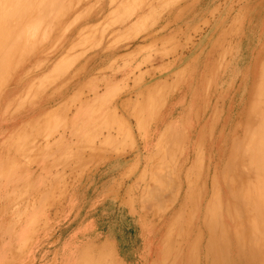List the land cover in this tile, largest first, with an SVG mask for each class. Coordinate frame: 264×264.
Listing matches in <instances>:
<instances>
[{"label": "rangeland", "instance_id": "1", "mask_svg": "<svg viewBox=\"0 0 264 264\" xmlns=\"http://www.w3.org/2000/svg\"><path fill=\"white\" fill-rule=\"evenodd\" d=\"M63 2L65 4L59 11L53 10L54 6L50 4L48 17L41 21V31L45 33L46 27L53 21L56 22L57 16H66L74 6L71 18L58 22L51 35H45L36 43L39 51L54 54L38 55L35 61L28 62L23 71L16 73L6 95L0 99V158L4 157L6 139L9 140L8 152H11L12 142L21 144L25 141L26 135L20 129L21 121L37 119L38 111V118L45 123L46 136L53 131L54 120L58 119L57 103L72 94L74 101L70 108L78 110L81 104L83 110L79 117L83 121L86 117L87 123V128H78V138L82 137L84 141L85 135L89 136V144L85 147L94 158L100 156L102 140L108 148V155H117L118 147L126 140L125 131L128 128L124 127V122L138 118L149 119L148 85H151L156 88L157 93L155 97H151V101L156 105L158 145L163 149L166 144L171 147L168 149L172 156L171 162H175L173 157L176 154L179 157L182 152L189 151L186 147L187 140H174L170 137L175 120L182 118L181 125L184 127L187 124L185 109L186 104L189 105L193 113V124L199 127L198 135L190 144L192 150L199 147V151L197 149L198 152H194L189 162H196L193 157L197 156L202 159L203 164L204 159L205 175L202 181L206 182L207 188L221 183L230 142L239 135L243 114L248 106V87L251 86V81L244 77L255 64L258 51L264 49V0ZM76 5L79 7L75 9ZM44 17L46 16L42 18ZM74 18L75 22L72 24ZM71 24L72 28L68 29ZM84 50L86 57L77 59L76 55ZM149 68L155 69V74L150 78L146 75L145 82H142L141 75L148 72ZM189 74L190 78L193 75L194 78L193 83L187 84L185 82ZM74 90H81V96L77 93L75 97ZM18 99L21 102H17ZM75 102L77 105H74ZM11 126L15 128L11 129ZM12 130L17 132L13 139L10 134ZM161 141L164 143L160 144ZM200 147H205V150L200 152ZM196 171L190 177L195 189V200L196 194L200 193L196 191L199 185ZM167 176V179L162 177L164 181L173 179L172 174ZM162 180H158L157 188L160 187V193L157 191V196H162L165 202L170 193L164 191L166 187L164 188ZM0 188L4 189V179L0 181ZM209 189L210 192L212 188ZM0 199L3 203V195ZM222 200L224 206L232 204L228 202L227 193H223ZM157 202L158 241L164 246L159 247V250L164 256L178 254V240L174 238L177 233L173 231L171 224L172 206L165 207L163 203L160 205V199ZM20 211L21 209L3 207L0 204V253L11 242L6 234V222L13 212L20 216ZM63 212V208L45 209L46 219L49 221L46 224L49 232L43 244L45 264L53 263L60 226H56L55 221H59ZM225 213L227 214L226 211ZM224 220L228 222L226 217ZM218 223L223 224L222 212ZM64 226L65 224L62 225ZM230 236L226 243L218 245V258L213 257L214 259H209L208 252L214 255L216 248L207 249L204 240L203 264H255L251 260L248 262L242 259L243 253L236 247L233 236ZM93 261L91 258L84 264H94Z\"/></svg>", "mask_w": 264, "mask_h": 264}, {"label": "crops", "instance_id": "2", "mask_svg": "<svg viewBox=\"0 0 264 264\" xmlns=\"http://www.w3.org/2000/svg\"><path fill=\"white\" fill-rule=\"evenodd\" d=\"M152 74H155V69L149 68L148 72L142 73V82H145L146 75L150 78ZM148 87L149 119L124 122V127L128 128L125 131L126 140L118 147L117 156L108 155V148L102 140L100 156L94 158L85 147L89 144V136L85 135V141L82 137L78 138V128H87V123L86 117L85 121L79 117L83 110L81 104L78 110L70 108L74 101L73 94L57 103L56 112L59 115L49 136H46L44 121L38 118L39 111L37 119L21 121L20 129L26 135L25 141L21 144L12 142L11 152H8L9 140L6 139L3 160L8 162L9 168L2 172L0 170V181L4 179V189L0 188V196L3 195L4 199L0 204L21 209L20 216L13 212L6 222L9 230L6 234L11 246L8 243L5 251L0 253L4 257L0 264H45L43 244L49 232L46 208L64 209L59 221H55L56 226H60L57 230L58 248L53 252L52 264H84L91 258L94 259L93 263L97 260L98 264H107L105 260L100 263L93 253L102 247L110 250L108 264H203L207 232L203 223V202L199 205L198 198L195 202L187 200L186 185L178 191L175 188L169 190L171 184L175 183L177 169L193 167L194 163L190 164L189 161L194 152L184 151L179 157H173L175 162H171L168 151L171 147L166 144L163 149L158 145L156 105L151 101V97L156 95V88ZM74 91L75 97L77 93L82 94L81 90ZM6 128L9 129V126ZM15 132L11 131V139L17 134ZM173 154L176 152L173 151ZM198 158L196 156L193 160L197 161ZM163 170L165 177L173 175L168 187L169 183H166L169 180L166 183L163 181L166 185L164 191L173 193L163 205L172 206L171 224L177 233L174 236L178 240L177 251L180 250L171 256L161 254L159 247L164 246L158 241L157 232L158 202L155 189L158 177H163ZM203 175L202 172L200 176ZM151 185L156 188L153 190ZM197 186L196 191L201 190L199 187L202 184ZM86 252H90L89 255H85Z\"/></svg>", "mask_w": 264, "mask_h": 264}, {"label": "bare ground", "instance_id": "3", "mask_svg": "<svg viewBox=\"0 0 264 264\" xmlns=\"http://www.w3.org/2000/svg\"><path fill=\"white\" fill-rule=\"evenodd\" d=\"M63 1L64 0H60L59 2H58V0H57V2L55 0H0V99H2V97L6 95L7 89L10 88L12 82L14 81V79L16 77V73L23 71L24 66L28 62L35 61L39 57L38 55L51 56L54 54L50 51H45V50L39 51L38 50L39 46H37L36 43L40 39L44 38L45 35L46 36H47V34L51 35L54 32V30L57 28L58 22L62 23V22H65L66 20H68L69 18H71V16H72L71 13L74 9V6L72 7L73 9H71L72 11H70L69 14L66 13V16H57L58 19L56 20V22L53 21L52 23H50L46 27V30H44L45 33H43L41 31L42 30L41 21H42V19H46L48 17V14L50 12V4L52 3V5L54 6L53 10L59 11V9L62 8V6L65 4ZM78 7L76 5L75 9ZM95 12H96V10H95ZM43 16H46V17L42 18ZM95 21H96V19H95ZM74 22H75V18L73 19L72 24H74ZM43 24H44V26H46L45 22ZM72 24L70 25V27H67V28L68 29L72 28ZM84 57H86L85 50L76 55L77 59L78 58L81 59ZM90 59H91V57H90ZM254 62H255V64H253L251 66V68L246 72V74H248V75L244 77L245 80H246V78H249V81H251V86L248 87V90H249L248 91V102H247L248 106L246 107V110L243 114V121L240 124V129H241L240 133L238 136H235L234 138L232 137L233 139L230 142V145L228 148L229 155L227 158V162L224 164L223 172L221 173L222 174L221 183H218L217 185L212 184V187L210 186L207 188L206 182L202 181L203 177L200 176V174L202 172L205 175L204 159H203V164H202V159L200 157L198 158V160L196 162H194L193 167H191V165H190L189 167H187L184 170H183V168H179V170L176 171V173L174 175L175 183L173 182V184H171L172 182L170 183V180L167 181V183H166V181H164L163 178L167 179L166 177H164L166 175L164 170H163V172H161V173H163V178H162L163 180L160 179L161 177L160 178L158 177V179L162 180V182L164 181L166 184L169 183L167 185V187L171 184V186H170L171 188H169V190L171 189L172 191L174 190V188H175V191L176 190L178 191L182 188L183 185H186L187 190L185 192V195H186L187 200H191V201L195 202V193H194L195 189H194V186H193L192 181H191L192 179H190V177H191V175H193V172L197 170L196 172L199 174V176L196 178V181H197V183H199V186L201 184H202V186L199 187V188H201V190H199L200 191L199 195L196 194V198L199 199V202L197 201V203H199V205H201L203 202V221H204L203 223H204V228L207 231L206 236H205L206 248L210 249V250H213V249L215 250V248H216V250H217L214 255L208 252L209 259H210V257L218 258V253L220 250V248H218V245L219 244L221 245V243H226V240L231 237L230 235H232L236 241L235 242L236 247L239 249V251L241 253H243L242 259L244 258L245 261H248V262H249V260H251L252 262H255V264L256 263L264 264V49H262L260 52L258 51V53L256 55V59ZM53 76H55V75H53ZM193 78H194V75L190 78V74H189L185 83H187V84H189V82L193 83ZM56 79H57V77H56ZM31 84H33V83L31 82ZM17 88H19V87H17ZM29 89H31V88H29ZM157 90H159V89H157ZM101 91H103V90H101ZM187 93H188V91H187ZM95 95H97V94H95ZM23 101H24V99H23ZM17 102H21V101L18 99ZM8 107H10V106H8ZM186 111H187V113H186L187 124L183 127V125L180 124V120L182 118L175 120L173 127H172L170 137L174 138V140L175 139H184L185 141L187 140L186 141V147L189 150V152H195V151H197V149L199 151V147L196 148L195 150H192V148H190V144H192L194 142L195 137L198 135L199 127L193 124L192 109H190L189 105H187V104H186L185 112ZM33 113H35V112H33ZM0 114H1V112H0ZM64 114H65V112H64ZM4 118H6V117H4ZM49 131H50V129H49ZM233 131L234 130H232V132ZM52 142L53 141H51V143ZM174 143H175V141H174ZM183 147H185V146H183ZM99 148H97V149H99ZM202 150L204 151L205 147H200V152ZM35 153H36V151H35ZM170 154H171V152H170ZM175 156H177V154ZM175 156H174V158H175ZM87 157H88V155H87ZM204 158H206V157H204ZM160 162H162V161H160ZM73 163H75V162H73ZM206 165H208V163ZM5 168H9V164H8V162L6 163L2 158L0 160L1 172L4 171ZM162 168H163V166H162ZM198 170L200 172H198ZM1 172H0V174H1ZM160 175L162 176V174H160ZM152 176H154V175H152ZM157 176H159V175H157ZM156 179H157V177H156ZM153 186H154V184H153ZM153 186L151 185V187L154 190V188H156V186L155 187H153ZM165 187H166V185L164 186V188ZM209 188H212V190L210 192H209V190H210ZM156 189L158 190V192L160 191L159 186ZM156 189H155V193L158 194L156 192ZM225 189L228 192L224 191ZM161 190H163V189H161ZM164 190H166V189H164ZM172 191H169V192H171L170 194H173ZM152 193H153V191H152ZM155 193H154V195H155ZM223 193H227L228 202L230 201L232 204H227V206L226 205L224 206V203L222 200L223 199ZM170 194L168 196L169 198H170ZM178 194H179V192L177 193V195ZM208 196H210V199ZM151 197H153V195H151ZM157 197H159V196H157ZM161 197L157 198L158 201L160 199V205H161V203L164 202L162 200L163 197L162 198ZM207 197H208V199H207ZM146 198H148V197H146ZM164 198H165V196H164ZM181 198H182V196H181ZM151 199H153V198H151ZM167 199L168 198L166 197V200ZM146 200H149V198ZM225 200H227V199H225ZM225 203H226V201H225ZM225 211L227 212V214L225 213ZM221 212H222L223 224L218 223V220L220 219V213ZM199 214H201V212ZM21 215H22V213H21ZM225 217L227 218V221H228L227 223L224 220ZM25 232H26V229L23 231V233H25ZM221 247L225 248L226 246H221ZM222 248H221V250H223ZM89 253L90 252H86L85 255L86 254L89 255ZM93 253H94V255L98 256V260L100 263L105 260L106 263L108 264V261L111 257L109 248L106 249V247H102L96 251H93ZM220 254L222 255V253H220ZM1 259H4V257L0 256V261H1ZM207 259H208V255H207ZM94 264H98L97 260H96V263L94 262Z\"/></svg>", "mask_w": 264, "mask_h": 264}]
</instances>
